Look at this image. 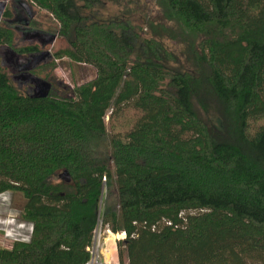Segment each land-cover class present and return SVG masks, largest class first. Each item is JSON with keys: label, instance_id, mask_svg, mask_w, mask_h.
Segmentation results:
<instances>
[{"label": "trees", "instance_id": "obj_1", "mask_svg": "<svg viewBox=\"0 0 264 264\" xmlns=\"http://www.w3.org/2000/svg\"><path fill=\"white\" fill-rule=\"evenodd\" d=\"M26 1L97 75L38 98L0 61V195L33 225L0 264H85L99 220L120 264H264V0Z\"/></svg>", "mask_w": 264, "mask_h": 264}, {"label": "rangeland", "instance_id": "obj_2", "mask_svg": "<svg viewBox=\"0 0 264 264\" xmlns=\"http://www.w3.org/2000/svg\"><path fill=\"white\" fill-rule=\"evenodd\" d=\"M122 10L123 7L121 5L108 1L100 7L99 13L102 20H107L121 15ZM33 12L35 16L34 23L41 36L39 34L24 39L22 32L10 28V31L13 32V46L18 52L22 48L37 47L41 52H50L52 57L47 58L45 62L34 70L25 72L20 70L17 66L27 64L31 55L15 54L13 56V54H10L7 47H0V61L3 68L9 75L12 83L24 95L33 96L39 94L41 91L46 90L47 85H50L53 94L65 98L73 97L75 89L91 82L96 77V71L91 66L78 65L68 58L57 59L55 54L67 47L66 41L57 36L59 28L58 23L48 13L36 7H33ZM134 17L135 19L137 18V16ZM0 27L5 28V25L1 24ZM48 35L56 36L54 42H47L46 37ZM34 79L38 82L33 81ZM24 204L25 199L20 193L7 192L0 195L1 249L11 250L15 244L3 237V235L10 224L15 221H24L22 218Z\"/></svg>", "mask_w": 264, "mask_h": 264}, {"label": "built area", "instance_id": "obj_3", "mask_svg": "<svg viewBox=\"0 0 264 264\" xmlns=\"http://www.w3.org/2000/svg\"><path fill=\"white\" fill-rule=\"evenodd\" d=\"M4 233L6 236L12 235L8 228ZM125 239L126 233L115 234L99 220L88 248L89 260L85 264H119V243Z\"/></svg>", "mask_w": 264, "mask_h": 264}, {"label": "flooded vegetation", "instance_id": "obj_4", "mask_svg": "<svg viewBox=\"0 0 264 264\" xmlns=\"http://www.w3.org/2000/svg\"><path fill=\"white\" fill-rule=\"evenodd\" d=\"M6 2H7V6L3 14V17L1 19L0 25L4 24L9 28L12 29L14 28L17 31L19 30L20 32L23 33L24 39L30 36H36L40 34L34 23L35 16L33 12V6H31L26 0H7ZM7 11H9L11 14L10 18L4 17Z\"/></svg>", "mask_w": 264, "mask_h": 264}, {"label": "water", "instance_id": "obj_5", "mask_svg": "<svg viewBox=\"0 0 264 264\" xmlns=\"http://www.w3.org/2000/svg\"><path fill=\"white\" fill-rule=\"evenodd\" d=\"M7 0H0V22L1 19L3 17V14L5 12L6 6H7ZM56 39V36L54 35H48L47 36V42H54V40ZM10 52V54H13V56L17 53H15L14 51H12L11 49L7 48ZM52 55L50 54V52L47 51H42L40 53L31 55L30 60L28 61L27 64L24 65H19L17 66L20 70H23L25 72H30L32 70H34L35 68H37L38 66H40L43 62H45V60L47 58H51ZM35 81V79L33 80ZM38 82V81H35ZM50 85L46 86V90L45 91H41L39 94L33 95L35 97H46L50 91ZM59 178L65 182H70V176L67 173H63L59 176Z\"/></svg>", "mask_w": 264, "mask_h": 264}, {"label": "crops", "instance_id": "obj_6", "mask_svg": "<svg viewBox=\"0 0 264 264\" xmlns=\"http://www.w3.org/2000/svg\"><path fill=\"white\" fill-rule=\"evenodd\" d=\"M8 229L12 235L6 236L4 234L3 237L6 239L12 241L13 243L17 241L28 242L31 239L33 225L25 221H15L8 226Z\"/></svg>", "mask_w": 264, "mask_h": 264}]
</instances>
